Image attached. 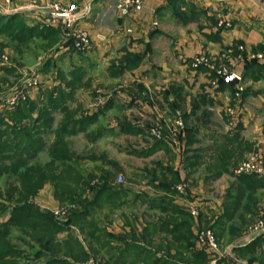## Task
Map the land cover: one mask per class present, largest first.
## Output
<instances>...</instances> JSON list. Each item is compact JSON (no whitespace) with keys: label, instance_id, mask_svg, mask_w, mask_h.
Instances as JSON below:
<instances>
[{"label":"trees","instance_id":"16d2710c","mask_svg":"<svg viewBox=\"0 0 264 264\" xmlns=\"http://www.w3.org/2000/svg\"><path fill=\"white\" fill-rule=\"evenodd\" d=\"M22 14V12L8 16L0 14V33H7L9 38L17 43L28 41L35 36L51 39L53 43L63 39L62 28L28 25ZM69 44L58 47L59 51ZM239 45L235 46V50L242 53L245 58V68L241 73L243 80L250 78L255 81L260 77L264 78V60L246 59V54L239 49ZM70 48L75 50L73 46ZM255 51H264V46H260L259 50ZM138 62L137 56L127 53L123 58L112 63L110 69L113 68V74L118 76L126 70L133 69ZM203 67L205 66L200 65L196 69ZM80 69L69 71L72 77L71 83L81 82L78 75V71L82 72ZM206 69L216 81L217 89L223 86L227 88L229 105L238 106L240 109L249 88L244 86L240 97H237V87L231 86L225 80V76H218ZM59 88L50 90V96L42 100L43 107L38 110V114H33L32 105L20 103L6 110L5 116L13 119V122L5 117L0 118V175L11 173L28 180L25 190L20 192V197V194L18 195V200L11 208L6 221L0 224V264H21L20 260L26 257L24 250H19L18 244L12 239L10 234L12 227L19 231V241H23L34 250L33 258L29 259L40 264H91V260L93 262L96 260V264H210L213 254L199 247V232L210 230L217 237L223 236L226 232L230 242L241 236L246 229V222L252 217L243 220L239 226L232 224V220L244 209L254 216L259 203L252 195L264 186V175L232 173L231 167L237 166L239 161L246 158L243 152L254 149L252 143L243 140L238 134H224L222 139H215V147L211 154L214 161L207 166L213 173L212 178L220 177L224 173L234 178L217 216L208 218L200 212L194 216L189 207L180 206L176 200L189 194L186 186L187 178H181L171 164L156 160L140 170L152 194L135 193L134 201L139 199L148 202L147 209L157 208L161 213L157 216V220L143 219V224L138 226L137 216L133 218L123 216V233L109 231L99 226L94 217L97 210L104 206L113 210L128 203L127 200L121 201V198L127 194V187L116 180V170L121 168L115 160L108 159L103 154L88 156L84 152L76 153L70 148L67 136L78 131H86L90 121L97 120L98 114L112 107L116 95L126 92L127 88L123 84L109 92H100L99 95L96 93L97 96L105 97L104 102H106L99 104L95 112L85 110L77 116L76 109L66 104V97H71L72 91L68 92L64 87ZM176 107H174L175 118L181 116L183 127L176 128L175 118L174 128L170 127L168 132L163 126L152 124L147 130L153 139L152 144L146 148L132 149L131 154L147 157L158 149H164L166 154H170L174 141L169 134L180 136L183 131L188 130L185 115L182 112L177 113ZM55 113H60L61 119L57 126L53 127ZM225 116L231 122L233 116L226 111ZM25 119L28 121L25 122ZM1 125L5 127L2 128ZM127 126L121 125L126 133L142 132L140 129ZM153 128L160 131V137L151 134ZM51 134L53 138L47 144L46 138ZM89 134L94 138L93 140H97L103 135V129L98 128L96 134L92 131ZM191 140L192 138L189 142ZM237 149L241 151L238 154ZM42 150H45L49 157L44 164L38 162L36 158L38 152ZM202 152V149L196 151L193 155L195 160L190 159L192 156L189 157L190 169L199 165L197 158ZM87 159H102L114 169L111 170L109 167L99 171L88 170L82 163ZM46 183L53 185L54 195L60 204L68 205L65 220L59 219L48 210L40 209L30 200L31 196ZM180 184L186 186V194L177 188ZM188 198L194 199L192 196ZM2 206L0 204V207ZM126 226L128 228H125ZM78 231L84 234L83 240L77 237ZM25 238L33 241V244L29 241L25 242ZM235 251L247 257L249 262L264 264V233L245 244H236ZM96 256H100V260H97Z\"/></svg>","mask_w":264,"mask_h":264},{"label":"crops","instance_id":"0c3cea01","mask_svg":"<svg viewBox=\"0 0 264 264\" xmlns=\"http://www.w3.org/2000/svg\"><path fill=\"white\" fill-rule=\"evenodd\" d=\"M62 1H74L83 7L88 0ZM221 19L225 21L230 19L231 26L220 27ZM80 24L95 38L98 50L104 52L111 44L115 46L118 54L112 58L113 63L127 53L139 58L133 69L115 75L114 78L122 82L127 89L126 92L116 95L112 107L108 108L117 110L118 121L111 123L104 130L113 135H125L132 140L133 143L120 151H125L131 157H138L130 151L152 144L153 139L147 132L152 125V119L167 132L170 131V127L174 128V107L177 106L176 112L185 115L187 132L183 131L180 136L172 135L174 145L170 149V154H166L164 149H158L147 157L138 158L151 159L155 155H161L158 161L171 164L180 177L187 178L191 185V182L193 183L191 174L195 172V167L189 168V157L192 156L190 159L195 160L193 155L196 151L205 147L211 156L215 139H222L224 134L229 135L230 131L238 126L242 130L247 127L244 119L249 115L244 112L245 103L241 105L237 117H233L231 122L224 115V119L227 120L225 122L229 125L226 129L229 131L224 130L223 122L214 119L216 116L220 117V111L223 113L221 106L224 107L225 113L229 92L224 86L217 89V85L212 84L214 80L206 69L207 66L203 65L205 67L196 69L192 62L195 55L206 54L212 60L224 62L236 72L243 73L245 58L242 53L235 50V46L237 44L244 46L246 59L252 52L259 50L260 46H264V0H144L139 11L126 16L116 9L115 0H95L92 12ZM247 81L255 82L250 78H247ZM249 91L251 92L250 87ZM121 125H129L127 127L131 126L142 132L126 133ZM216 126H223L222 134L219 133L218 136ZM169 135L171 137V133ZM205 136L210 139L206 144H200L202 137ZM135 141L140 145L134 144ZM250 142L253 148H256L255 145H259L262 139L255 138ZM245 152L244 157L249 155V152ZM202 156L204 154L197 158L199 162ZM108 159L116 161L115 158ZM116 162L122 170L121 162ZM223 175L226 173L220 177ZM193 177L196 183H203L199 178L200 174L196 173ZM209 177L210 175L207 178ZM220 177L211 178L217 180ZM199 186L197 189L191 188L192 194L191 192L188 194L194 199L186 196L178 198L176 202L183 207H189V204L194 203L198 206L199 212L208 218L217 216L229 187L223 190L220 199H204L200 196L203 192ZM139 210L142 214L137 215L138 226L143 224V219L157 220V216L161 215L155 207L147 209V204ZM120 226L123 227V223ZM120 229L114 230L118 232ZM247 242L248 240L243 239L230 242L223 254L217 255L216 264H258L249 262L247 257L235 251L236 244Z\"/></svg>","mask_w":264,"mask_h":264},{"label":"rangeland","instance_id":"374dc122","mask_svg":"<svg viewBox=\"0 0 264 264\" xmlns=\"http://www.w3.org/2000/svg\"><path fill=\"white\" fill-rule=\"evenodd\" d=\"M57 3L61 6H68L70 4L79 5L74 1L64 2L62 0H8L7 2L6 0H0V14L8 16L15 12H22L23 18L28 25L37 24L42 28L43 25L51 26L46 23V20L49 13L53 10V5ZM227 21L229 22V25L226 26H231L232 23L230 22V19ZM80 23H76L71 28H66V31L64 30L63 39H60L57 43H53V40L51 39L41 38V36H35L28 41L17 43L11 40L7 33H0V118L5 117L10 122H13V119L5 116L6 110L8 108H14L20 103H25L27 106L32 105L34 108L32 111L33 114H38V110L43 107L44 102H42V100L47 99L50 96V90H58L60 89L59 87H64L68 92L72 91V96L66 97V104L71 106L72 109H76V116L80 115L81 112L85 110L95 112L96 107L99 104L106 102H104L105 97L101 95L97 96L95 95L96 93L99 95L100 92H109L118 86L123 85L122 82L114 79L116 76L112 75L113 68L110 69L113 63L112 58L118 54V52L115 51V46L111 44V46L104 52L98 50V47L95 45V38H93L90 32L82 27ZM51 27L57 29L60 28L58 25ZM81 29L86 30L90 35V44L88 48L84 50H79L74 46L75 38L73 36ZM97 37L98 36H96V38ZM67 43H70L71 45L69 44V46L63 47V49L59 51L58 47ZM70 46H73L75 50L71 49ZM238 47L240 50H244L243 45H239ZM258 55L262 56L258 57ZM206 56L207 58H210L208 55ZM248 58H256L257 60L262 61L264 60V51L252 52ZM217 63L228 71H236L233 68H229L224 62L217 61ZM77 68H81L80 70H82V72L78 71L81 82L74 84L70 81L72 77L69 71H77ZM243 85L248 88L250 87L251 90V92L249 91L250 94L248 92V97H246L242 103H245L243 106L244 112L249 115L244 119L247 127L244 128L243 131L242 128L238 126L237 128L232 129L229 135L238 134V136H241L243 140L248 141L249 143L255 138L262 139V142H260L259 145H255L256 148L252 150H245L246 152H244H249V155L245 156L246 158L243 160H241V158V162H238L239 164L248 159L254 153L260 154L261 158L263 157L262 159L264 160V78L260 77L252 83L246 80L243 82ZM227 104L229 105V99L227 100ZM223 108L224 107L221 106L223 113L220 111V117L216 116L214 119H219L220 122H223L224 127H221L225 130L226 126L229 125L225 122L226 119H224L225 113ZM118 117L116 109H104L102 113L98 114L97 120L93 122L90 121L86 131L71 133L67 136V140L70 143V148L76 153L84 152L85 154H88V156L90 154H96L97 156L103 154L107 158H115L116 161L121 162L122 170H116V180L118 183L121 182L122 185L127 187V194L121 198V201L127 200L128 203L121 208L118 207L113 210H110V207L104 206L97 210L94 217L99 226L104 229L115 232L114 229L121 228L118 233H123V227L120 226L121 223H124L123 216H131V218H133L138 214H142L139 209L148 203L142 202L139 199L134 201V194L141 192L151 193V188L146 184L147 180L141 176L140 170L142 167L151 165L153 159H161V155H155L152 157L153 159H145L131 157L125 151H120L122 148L126 149L127 145H130V143H133L132 140L128 139L125 135H113L104 131L105 127L118 121ZM60 119L61 114L55 113L53 127L57 126ZM152 120V124L158 126L156 120ZM26 121H28V119H25V122ZM1 127L4 128L5 125H1ZM221 127L216 126L215 128L217 136L219 133L222 134L221 132L223 129ZM98 128L103 129V135L98 137L97 140H93L94 138L90 136L89 132L92 131L93 134H96ZM1 138L3 139V136ZM52 138L51 134L49 138H46V143L48 144ZM202 139L203 140H201L200 144L204 145L210 138L205 136L202 137ZM134 144L140 145L137 141H135ZM197 146L199 145L197 144ZM207 151L208 149L206 147L203 148L204 156L200 158L199 165L195 166V172L191 174L193 183L191 182L190 185V182H187L186 186L188 191L191 192L190 190L197 189L200 185L199 188H202L203 192V195H200L201 198L220 199L223 196L222 193L225 191V188L229 187L230 183L234 182V178L229 176L230 174H226L217 180H212L211 175L213 173L207 168V166L213 162V159ZM240 152L241 151L237 149V154ZM36 158L41 164H44L49 160L45 150L39 151ZM82 163L85 168L94 171L112 167V165L110 166L104 163L102 159H87ZM238 163L237 166L239 165ZM237 166L233 168L231 167L233 174H235L234 171ZM196 173L200 174L199 178L203 183H196V179L193 177ZM208 175H210L209 178H207ZM118 176L122 177L121 181H119ZM27 182L28 180L21 179L16 174L3 173L0 175V204L3 205L2 207L5 206L3 209L0 207V224L2 221H6L11 208L18 200V195L25 190ZM194 184L195 186L193 187ZM25 192L27 193V191ZM20 196L21 194L19 197ZM253 196L257 198L259 203L258 210L255 209L254 216L244 209L243 211H239L237 216L232 220V224H237V226H239L243 220H248V218L252 217L246 222V229H244L236 242L241 241L250 229L253 228L252 226L255 222L260 217L264 216V186L259 188L252 197ZM30 200L40 209L52 212L61 220L67 218L66 208H68V205L60 204L59 200L54 195L53 185L50 183H46L40 188L35 195L31 196ZM18 232L17 228L12 227V232L10 234L13 241L18 244L19 250H24L23 252H25L24 256L26 257L25 259L20 260L21 264H40L39 262L37 263L32 261V259H29L33 258L32 252H34V250L30 249L27 244L23 243V241H19ZM76 234L77 237L83 240L84 234L79 233V231ZM215 237L219 243L220 252L217 253L219 256L223 254L224 249L229 245L230 241H228L229 237L226 232L223 236ZM26 241H29V239L25 238V242ZM29 242L33 244V241L30 240ZM96 259L100 260V256ZM90 262L91 264H96V260H94V262L91 260Z\"/></svg>","mask_w":264,"mask_h":264},{"label":"built area","instance_id":"2783aa9c","mask_svg":"<svg viewBox=\"0 0 264 264\" xmlns=\"http://www.w3.org/2000/svg\"><path fill=\"white\" fill-rule=\"evenodd\" d=\"M5 1V0H4ZM8 0H6L7 2ZM95 0H88L86 5L80 7L77 4H70L68 6H61L60 4H54L53 10L49 13L47 17L46 23L51 26H59L63 30L66 31V28H71L76 23H80L83 19L87 18L89 14L92 12V5ZM144 4V0H115V7L123 16L133 14L139 11ZM220 25H229V22L226 20H220ZM66 34V33H65ZM68 34V33H67ZM89 33L86 30H79L76 34H74V46L79 50H84L88 48L90 44ZM262 55H258L261 57ZM192 65L194 67H198L200 65H205L211 71L216 73L218 76H228L234 75L237 79L236 87V96L240 97L241 92L244 88L243 85V76L241 73L236 71H228L226 68H222L218 65L217 62L212 60L211 58H207L205 54H197L193 58ZM212 84L215 86L216 81L214 80ZM238 106L231 107L228 104L225 106V111L227 114L233 116L234 118L238 115ZM175 126L177 129L183 127V121L181 116H178L175 120ZM151 134L160 137V131L157 129H151ZM263 158V157H262ZM261 158L260 154L254 153L248 159L243 161L235 168V174H256V175H264V160ZM119 181L122 180L121 176H118ZM177 188L180 192L186 193L185 185H178ZM190 211L192 215L197 216L199 213V209L196 204H189ZM253 228L244 236L243 240H251L257 235L264 233V216L260 217L255 224L252 226ZM198 245L201 248H205L211 254H213L211 264H216L217 262V253L220 252L219 243L212 231L204 230L198 233Z\"/></svg>","mask_w":264,"mask_h":264},{"label":"water","instance_id":"95a60500","mask_svg":"<svg viewBox=\"0 0 264 264\" xmlns=\"http://www.w3.org/2000/svg\"><path fill=\"white\" fill-rule=\"evenodd\" d=\"M225 80L231 85V86H235L237 83V79L234 75H228L225 76Z\"/></svg>","mask_w":264,"mask_h":264}]
</instances>
